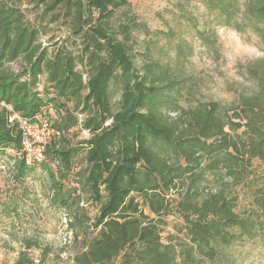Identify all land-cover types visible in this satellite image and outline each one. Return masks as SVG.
Instances as JSON below:
<instances>
[{
    "label": "trees",
    "instance_id": "16d2710c",
    "mask_svg": "<svg viewBox=\"0 0 264 264\" xmlns=\"http://www.w3.org/2000/svg\"><path fill=\"white\" fill-rule=\"evenodd\" d=\"M201 1L216 24L237 32L249 27L264 45V0H248L242 14L240 0ZM23 4L70 24L83 40L80 55L50 56L41 48ZM127 4L0 0V155L8 152L20 178L46 161L57 167L52 205L67 213L71 229L73 216L92 221L96 232L76 264H245L251 247L264 248V176L254 167L258 162L264 169V61L245 69L252 94L240 99L233 115L216 103H199L187 112L185 126L170 122L157 105L173 103L172 95L188 85L163 78L157 64L136 70L110 25L114 11ZM18 60L20 69L10 70ZM113 80L122 83L116 108L109 95ZM13 115H40L59 133L41 164L25 165ZM77 126L88 137L73 145L64 134ZM83 152L86 168L75 170ZM238 187L251 195L241 212ZM81 192L98 207L93 220ZM168 224L175 232L163 238Z\"/></svg>",
    "mask_w": 264,
    "mask_h": 264
},
{
    "label": "rangeland",
    "instance_id": "374dc122",
    "mask_svg": "<svg viewBox=\"0 0 264 264\" xmlns=\"http://www.w3.org/2000/svg\"><path fill=\"white\" fill-rule=\"evenodd\" d=\"M127 3L114 11L110 25L126 45L136 70L141 72L145 65L157 64L165 73L163 78L182 80L188 85L172 95L173 103H164V99L157 105L170 122L181 120L185 126L187 112L199 103H216L221 112L227 110L230 116L237 112L242 97L251 96L245 69L264 61V45L251 28L237 32L216 24L201 0H127ZM239 4L242 14L248 0H240ZM21 9L26 19L39 29L38 43L50 56L56 51L80 55L83 40L73 34L70 24L62 19L42 18V7L23 4ZM124 26L126 30L122 29ZM21 64L18 60L8 67L18 71ZM76 70L83 71L82 65L77 64ZM121 90L120 81L110 83L114 108ZM68 105L72 107L71 103ZM87 137L88 133L78 126L64 134L65 140L73 145ZM73 167L86 168L84 152L74 159ZM254 167L258 177L264 176L258 162H254ZM57 172V167L46 161L20 178L8 152L0 155V264H76L75 258L86 250V239L95 236L92 221L75 222L72 216L71 229L67 213L52 205V175ZM236 194L237 211L241 212L251 199L250 190L238 187ZM81 195L87 205V216L93 220L98 207L91 204L88 195L82 192ZM145 212L149 214L146 209ZM175 229L168 224L162 237L174 234ZM250 256L245 264H264V248L251 247Z\"/></svg>",
    "mask_w": 264,
    "mask_h": 264
},
{
    "label": "built area",
    "instance_id": "2783aa9c",
    "mask_svg": "<svg viewBox=\"0 0 264 264\" xmlns=\"http://www.w3.org/2000/svg\"><path fill=\"white\" fill-rule=\"evenodd\" d=\"M16 121L21 130V156L27 167L41 164L46 158V149L54 136L59 133L52 128L50 121L40 115L31 119L11 116L9 122ZM105 123V127L109 126ZM4 167H2L3 169Z\"/></svg>",
    "mask_w": 264,
    "mask_h": 264
}]
</instances>
